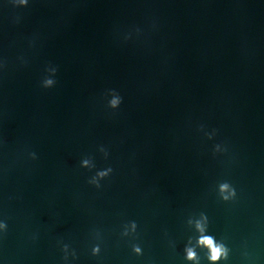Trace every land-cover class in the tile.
Returning a JSON list of instances; mask_svg holds the SVG:
<instances>
[{"label":"water","instance_id":"95a60500","mask_svg":"<svg viewBox=\"0 0 264 264\" xmlns=\"http://www.w3.org/2000/svg\"><path fill=\"white\" fill-rule=\"evenodd\" d=\"M0 65V264H193L200 213L264 264V0H0Z\"/></svg>","mask_w":264,"mask_h":264},{"label":"clouds","instance_id":"9594fccd","mask_svg":"<svg viewBox=\"0 0 264 264\" xmlns=\"http://www.w3.org/2000/svg\"><path fill=\"white\" fill-rule=\"evenodd\" d=\"M11 3L18 6H26L28 4V0H10ZM2 67V65H0ZM47 76L42 80V87L51 88L55 85L56 81L54 79L57 68L53 66H49L46 68ZM107 95L111 96V99L108 101V107L111 109H117L119 105L122 103V97L115 91L109 90ZM202 130V126H201ZM209 139L215 135V130L212 133H206ZM107 158L108 152L101 147L99 149ZM225 149H222L219 144L214 146V152H221ZM32 159H36L35 153H30ZM81 167L87 168L91 170L95 167L92 158H84L81 161ZM113 169L108 167L104 170H99L96 172L95 176L91 177L88 181L90 184L100 187V180L107 178ZM218 193L220 198L223 201H230L236 197V190L234 187L230 185L228 182H221L218 185ZM188 224L190 226H194L196 232L199 234L195 240V244L193 245L192 240L189 239L188 245L185 246V259L187 261L193 262V264H199L200 257L197 254L196 248L205 249L206 250V258L209 261V264H219L222 260H227L229 255L228 247L223 243L216 240L213 235L207 234L209 220L205 213H200L199 219H189ZM7 224L6 222H0V230H6ZM137 229V224L135 221L129 222L128 225L125 226V229L122 233L123 236H128L130 234H134ZM132 250L136 255H142V249L138 245H133ZM62 251L65 253L64 259L67 260L68 253V245H63ZM100 253V246L97 244L92 248V254L98 255ZM72 256L75 257L76 253L73 251Z\"/></svg>","mask_w":264,"mask_h":264}]
</instances>
